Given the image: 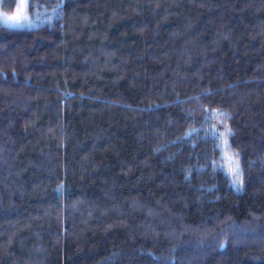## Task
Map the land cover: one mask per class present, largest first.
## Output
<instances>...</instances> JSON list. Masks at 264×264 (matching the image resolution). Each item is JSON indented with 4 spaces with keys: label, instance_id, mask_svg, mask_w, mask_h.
I'll return each instance as SVG.
<instances>
[{
    "label": "trees",
    "instance_id": "obj_1",
    "mask_svg": "<svg viewBox=\"0 0 264 264\" xmlns=\"http://www.w3.org/2000/svg\"><path fill=\"white\" fill-rule=\"evenodd\" d=\"M0 14V264H264V0Z\"/></svg>",
    "mask_w": 264,
    "mask_h": 264
},
{
    "label": "snow or ice",
    "instance_id": "obj_2",
    "mask_svg": "<svg viewBox=\"0 0 264 264\" xmlns=\"http://www.w3.org/2000/svg\"><path fill=\"white\" fill-rule=\"evenodd\" d=\"M3 15V14H0ZM22 21H28V16L26 14H19V15H14V16H7L3 15V22L4 23H11V24H19ZM221 116L227 118L225 113H220ZM223 123V121H222ZM225 130L227 135H232L233 133L231 132V129L225 124ZM229 148L231 145H227ZM219 147V146H218ZM227 160L229 162V167H228V172L232 176L233 183H235L238 186L243 185V171L240 167L239 163V154L238 153H233L232 156L227 157Z\"/></svg>",
    "mask_w": 264,
    "mask_h": 264
}]
</instances>
